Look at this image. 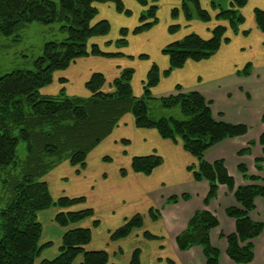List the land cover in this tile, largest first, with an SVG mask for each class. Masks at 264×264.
<instances>
[{"label":"trees","instance_id":"16d2710c","mask_svg":"<svg viewBox=\"0 0 264 264\" xmlns=\"http://www.w3.org/2000/svg\"><path fill=\"white\" fill-rule=\"evenodd\" d=\"M136 1L146 8L132 29L120 27V37L115 40L117 43L124 45L129 32L147 30L158 21V0H150L149 3L148 0ZM102 2L112 3L117 12H130L122 0H0V35L18 40V32L32 22L60 23L59 31L66 33L64 39L43 44L32 68H16L0 74V264H72L77 256H81L80 264L107 263L109 254L106 250L85 248L91 240V228L77 225L92 217L93 209L70 208L83 201L84 197L62 195L53 198L42 177L63 160L84 168L89 152L112 132L127 113L132 114L137 127L154 128L162 138L174 142L180 140L184 150L197 159L196 163L188 166V170L194 180H207L205 203L216 193L218 184L233 190L238 205L227 207L226 213L235 219V232L226 236V252L235 263L250 261L253 257L251 239L260 233L262 226L253 222L247 212L254 208L255 195H264V187L252 184L234 188L233 177L222 158L212 162L203 158V152L214 143L241 134L243 124L215 120L210 100L195 89H183L180 84L158 99L164 108L178 106L183 118L151 116L147 101L153 97L150 89L158 83L161 74L153 61L143 80V94L140 96L132 92V67L121 69L111 81L109 91L101 89L105 84L104 74L94 71L85 82L86 89L90 91L87 97L67 95L64 89L57 94L41 93V87L52 82L54 71L66 69L79 57L124 55L121 51H104L97 43H89L92 37L104 36L110 29L107 17L95 20L98 4ZM246 3L247 0H210V9L216 11L213 18L217 24L209 29L206 38L190 31L182 38L165 44L161 52L167 55L169 66L162 74L169 75L188 59L210 58L229 41L227 28L233 33L240 31L245 20L242 8ZM180 13L186 21L198 19L208 22L212 18L200 0H180V6L170 10L172 21H176ZM253 15L256 26L264 31V9L254 7ZM174 22L168 25L170 32L179 29V23ZM248 32L249 29L241 31L243 35ZM138 56L149 59L147 53ZM250 67L248 62L240 72L247 73ZM123 141L127 142L126 139ZM260 141L264 143V133ZM104 159L110 160V157L105 156ZM161 162L162 158L157 153L133 155L130 167L134 172L150 174ZM239 167L245 170L243 164ZM120 174L125 175L126 169L120 168ZM50 207L58 209L54 220L65 230L57 254L52 258H40L41 252L51 242L40 241L42 226L37 216L39 211ZM148 212L152 220L160 214L154 207ZM98 223L97 219L93 220V226ZM217 224L214 213L207 209L196 210L186 228L177 234V247L185 250L201 245L205 264H217L218 249L209 240V231ZM142 225L143 216L136 212L110 232V239L126 237ZM144 236L148 239L155 237L148 231H144ZM127 264H140L139 248H134ZM166 264L178 263L167 258Z\"/></svg>","mask_w":264,"mask_h":264},{"label":"crops","instance_id":"0c3cea01","mask_svg":"<svg viewBox=\"0 0 264 264\" xmlns=\"http://www.w3.org/2000/svg\"><path fill=\"white\" fill-rule=\"evenodd\" d=\"M124 1L128 2L129 7L131 8V15L129 17H132L133 11L137 12L136 20L134 22L133 20H130L129 24H137L138 16L141 11L144 10L143 6L134 0ZM200 2L203 7H210V0H200ZM179 6L180 0H159L157 8V23L147 30L136 33V35H141V40L147 41L151 45L153 44L155 51L156 48L157 51H161V48L165 44L182 38L190 31L197 32L204 38L208 37L209 29L217 23L215 18H213L214 16L211 18L214 23L212 26H207V28H209L207 30L203 28L202 24L204 22L202 21L191 23L189 24V27L183 26L180 20L181 14H179L177 20L180 24L179 29L175 32H170L168 30V25L172 22L170 10L173 7ZM254 7L264 9V0H247V3L242 8V13L245 18L244 29H249L248 34L243 35L240 31L238 33H233L227 28L226 36L229 38V41L223 43L208 59H201L198 61L188 59L183 66L173 69L167 76H164L162 71L169 66V60L168 57L161 52L158 53V61L154 59L144 61L139 73H137L138 69H135L137 68L134 65L135 62H133V60L132 62L127 61L134 69L133 77L131 79L133 94L136 96L142 95L143 80H145L147 70L150 67L152 60L157 64L161 71L158 83L151 88L155 95L164 92H172L177 84H180L183 89H186L197 86L198 84H204L208 81L222 80L228 75L239 71L246 61L251 62V67L264 65V31L256 26L253 15ZM117 19L121 20L117 23L120 25L125 22L126 17H124L123 14H120ZM182 21L185 22V18L182 19ZM190 21L188 22L190 23ZM181 28L182 30L186 29V31L179 33ZM107 35H104L103 37L96 36L93 41H96L98 42L97 44L103 46L102 44L113 41V39ZM127 42H129L128 39ZM142 47V45L137 48L135 47V51H132L130 54L128 53V55L135 59L139 53H145L141 51ZM109 50L111 49L109 48ZM147 55L149 56L148 53ZM123 59L125 58L121 56L104 57L88 55L79 57L70 64H74L73 67H70L69 65L64 70L54 71L52 82L49 85L41 87L40 91L44 94H52L51 91H49L50 85L59 82L58 78L61 77L65 80L63 84H65V91L68 95L87 96L89 95V91L85 87V82L94 71H101L104 74L105 84L103 86L107 88V90H111V81L120 73L122 68L128 65ZM169 77L171 79L168 81ZM166 80L168 81L167 85H163L162 83ZM123 139H126L127 142L123 141ZM98 146L101 147V150L96 152L95 150ZM96 147L94 148L95 150L93 149L89 152L86 157V165L81 169L85 172L83 174L85 179L83 184L87 187V189L84 190V194L86 193L90 196L87 199V204L86 199L83 201L86 206L82 208L88 206L91 207L94 211L93 216L99 221L97 226H93V224H91L92 219L86 218L77 224L79 226L91 228V240L85 245V248L89 250H106L109 254L106 264H127L134 248L140 249V264H166L167 258L175 260L178 264H205L201 245H193L185 250H180L176 245L175 238L177 234L186 228L188 220L196 210L207 209L218 217L215 211L216 206L213 207L215 204L213 203V200H208L207 203L202 200V203H198V205L193 207L189 206L185 210L176 208V206L168 205L167 208L164 207L161 211L159 210L160 214L156 220H152L148 212L151 207L160 209L165 199L163 197L158 198L155 194H159L160 191L175 182H184L190 187H199L201 190H205L206 188V191L204 192L207 193V180L204 178L197 181L194 180L192 173L188 170V166L196 163L197 159L184 150L181 141L177 140L174 142L170 139L162 138L154 128L137 127L134 124L132 114L127 113L119 120V123L112 132ZM112 152H118L117 154L120 156V161L115 162L114 167L111 166L106 175L104 174L105 166L103 162L107 161H101L98 157L101 158L107 154L110 157L115 158ZM151 153H157L161 156L162 162L160 165L153 169L150 174L132 171L130 160L133 155H146ZM205 160L208 161L207 159ZM102 163L103 166L101 167L100 165H102ZM58 166H61V171H66L67 173L68 171L75 170V167L69 165L68 161H63ZM122 167L126 169L125 175L120 174V168ZM254 175L258 176L257 181L259 182L262 176L258 174ZM222 187L226 188L228 193L225 192V190L222 191L227 197L228 195H232L231 202L229 204H224V208L238 205L234 198L233 190L228 189L224 184H218L215 194H217L218 190ZM49 191L53 198L57 197V194L50 186ZM205 193L202 195V199H204L206 195ZM215 198L216 196L213 199ZM166 202L171 201L169 200ZM139 205H143V207L134 210V207H138ZM47 210H49L47 216L52 225L51 229L55 228L57 230V234L54 237L45 232L42 234V213ZM57 211V208L50 207L38 212L37 218L42 226L40 241L51 242V244L41 252L40 258H52L58 252V246L61 242L65 227L60 226L54 220ZM136 212L143 216L142 227L133 229L126 237L111 241L110 232L119 227L127 217ZM222 220L224 221V217H222ZM224 223L228 225L226 229L223 228L222 223L220 225L218 220V225L214 227V230L210 229L209 231L210 244L218 249L217 264H245V262H233L226 252V236L235 232V219L227 215ZM144 231L150 232L155 235V237L148 239L144 236ZM214 231L218 241H215L212 238ZM128 240V244H122ZM130 240L132 241L131 243ZM190 252H192L191 254H198L199 260H197V262H191L189 258ZM184 253H189V255ZM253 259L254 256L249 263H251ZM80 261L81 256H77L72 264H80Z\"/></svg>","mask_w":264,"mask_h":264},{"label":"rangeland","instance_id":"374dc122","mask_svg":"<svg viewBox=\"0 0 264 264\" xmlns=\"http://www.w3.org/2000/svg\"><path fill=\"white\" fill-rule=\"evenodd\" d=\"M122 2L125 8L129 10L131 9L129 7L128 2H125L124 0H122ZM136 2L140 4L138 1ZM149 2L150 0H148V3ZM98 6H99V12L95 17L96 18L95 20H98L102 17L108 18L107 20L110 23V29L107 34L109 33L110 34L109 35L105 34V35L113 39V41H110L109 43L102 44L103 46H100L98 44V46L101 49L108 51L124 52V55L121 56L125 58L123 59L125 60L124 62L128 64V62H132L133 60V62H135L134 65L137 67L135 69L136 70L138 69L137 73L141 71L142 69L141 66L143 65L142 63H144V61L146 60L148 61V59L139 57L138 55H140V53L137 55L136 57L137 59L136 58L134 59L133 57H129L128 53L130 54L132 53V51H135V47L137 48L142 45L144 48L142 47L141 51L148 53L150 56L149 59H154L158 61V53H160L161 51H157L156 48L157 51L156 52L154 50L155 48H153V44L151 45L147 41L140 39L141 35H136V33L129 32L126 36V39H128L129 42L125 43L124 45L117 43L115 41L117 38L120 37L119 29L121 26L122 27L128 26L129 29H132L134 27L133 25L136 23H132V24L129 23L130 20H133V22L136 20V14H137L136 11H133L132 17H129L131 15V11L128 14L117 12L114 8V5L110 2H107L105 4H103L102 2V4H98ZM143 8L145 9L146 7L143 6ZM205 9L209 11L212 17L216 13V11L211 10L209 6H207ZM120 14H123V16L126 17V20L122 24L118 25L117 23H119L121 20L117 19V17ZM180 14H181V19H180L181 24L185 27H189V24L200 21L198 19H192L190 23L186 20L184 22L182 21V19H184V16L182 15V13ZM177 20L178 17L176 18V21L173 20L172 22L175 21L176 23H178ZM213 23L214 22L211 19L209 22L206 23L204 22L202 25L203 28L208 30L209 28H207V26H212ZM59 25L60 23H51V24H44L41 22L29 23L18 32L19 33L18 40H13V37H6L0 35V74L6 73L16 68H32L34 58L41 54L43 49V44L46 41L61 40L66 37V33L59 31ZM244 28H245V23H243L240 26L239 28L240 33ZM185 31L186 29L182 30L181 28V31L179 33H183ZM95 37L94 38L92 37L89 43L96 42L93 41V39L95 40ZM109 48L111 50H109ZM248 62L251 64L250 61H246L245 64H247ZM73 66L74 64L70 65V67ZM243 66L244 65H242L241 68ZM126 67H131V66L130 64H128ZM60 79L62 78L59 77L58 78L59 82L50 85L49 91H51L52 94H57L60 89H64L65 91V86H64L65 84H63L65 80L63 79L64 81L60 82ZM170 79L171 78L169 77L168 81ZM168 81L166 80L162 84L167 85ZM101 89L103 91H109L104 86H102ZM186 89H196L201 94H203V96L207 100H210L211 114L215 120H222L225 122H229L231 124L244 125V131L241 134H237L232 137H226L225 139L217 143H214L213 145L208 147L203 152L204 159H207L208 161H213L215 159L222 158L224 160V164L227 167L228 172L233 177L234 188H236L237 186L252 185V184H256L264 187V179H262L264 178V152H263L264 143L260 141V138L264 133V65L259 67H250L247 73H241L239 70V72L237 71L235 73H232L222 80L208 81L205 82L204 84H198L197 86ZM168 93L169 92L166 93L164 92L155 95L152 92V89H150V95L153 97L147 101L149 107V114L153 117L173 116L176 118H183V115L178 106L171 108H164L160 105V101L158 97L162 95H166ZM89 95H90V91H89ZM87 96H83V97H87ZM98 150H101V147L99 146L96 147L95 151L97 152ZM117 153L118 152H112L115 158L110 157L107 154H105L101 158L98 157L101 161H107V162H103L105 166L104 174L107 175L109 168L111 166L114 167L115 162L120 161L119 160L120 156ZM105 156H109L110 160H105L104 159ZM63 161L66 162L67 160H63ZM63 161H61L59 164H61ZM103 163L102 165H100L101 167L103 166ZM59 164H57L54 168L46 172L42 177L43 180H45L46 183L48 184V187L50 186L51 189L57 194V197L62 195L70 196L73 198L84 197L83 201H85L86 199V204H87V199L90 196L89 194L86 193L84 194V190L87 189V187H85L83 184V182L85 181L83 174L85 172L81 170L82 169L81 167L74 165L75 170L68 171L67 173L66 171L65 172L61 171L62 169L61 166L60 167L58 166ZM242 164L245 167L244 171H242L239 167ZM69 165L71 164L69 163ZM254 174H258L262 176L259 182L257 181L258 176ZM222 190L223 191L225 190V192H227L226 188L222 187L218 190L217 194H214L208 200L210 201L213 200V203H215L213 207L216 206L215 211L218 215V217L216 216L217 220H219L220 225L222 223L223 228L226 229L228 225L225 224L224 221L226 220V216L228 214L226 213V208H224V204H229L231 202L232 195L231 196L228 195L227 197V195H225ZM204 191H206V188L205 190H201L199 187H190L187 183L184 182L182 183L175 182L170 186H168L167 188L160 191L159 194L156 193L155 196H157L158 198L163 197L165 199V201L162 203L159 209L160 211L164 209V207L167 208L168 205L176 206V208H181V210H185L189 206L193 207L198 205V203H202V200L204 202L206 195L204 199L201 198L202 195L205 193ZM215 196L216 198L213 199ZM169 199H172V201L166 202ZM83 201L71 205L70 208L74 210L81 209L82 207L86 206V204L83 203ZM254 205H255L254 208L248 210L247 215L253 222L261 224L262 230L258 235H256L251 239L253 245L252 254L254 256V259L251 263H249L250 261H248L245 262V264H264V195L262 194L255 195ZM141 207H143V205L134 207V210L139 209ZM48 212L49 210L44 211V213H42L43 216L42 234H44L45 232L50 236L54 237L57 234V230L55 228L51 229L52 225L48 220L49 219V217L47 216ZM222 217H224V221L222 220ZM88 218L92 219L91 224H93V220L96 217L92 216ZM211 229L214 230V227H212ZM213 233L214 234L212 235V238L215 241H218L216 239L215 231ZM116 240H119V238ZM131 242L132 241L130 240V243ZM128 243L129 240L122 244L126 245ZM191 253L192 252H190V257H189L191 262H197V260H199L198 254L197 253L191 254ZM184 254L189 255V253H184ZM204 259L206 262L205 256Z\"/></svg>","mask_w":264,"mask_h":264}]
</instances>
